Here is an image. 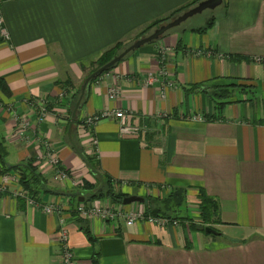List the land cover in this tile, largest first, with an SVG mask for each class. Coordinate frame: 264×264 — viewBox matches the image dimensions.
Returning a JSON list of instances; mask_svg holds the SVG:
<instances>
[{
	"label": "crops",
	"instance_id": "0c3cea01",
	"mask_svg": "<svg viewBox=\"0 0 264 264\" xmlns=\"http://www.w3.org/2000/svg\"><path fill=\"white\" fill-rule=\"evenodd\" d=\"M193 1L0 0L10 36L0 42V75L10 89L9 94L0 91L5 162L32 161L44 182L29 194L65 207L62 214L47 213L25 198L2 195L0 264H63L62 223L77 264H92L97 253L98 264H264V0H224L211 10L215 20L206 30L193 28L204 26L213 14L198 25L189 18L129 53L91 81L68 133L74 96L101 56L149 34L156 28L143 34L149 24ZM163 46L172 47L167 68L177 83L165 98L159 84H142L160 69ZM202 83L215 99L192 89ZM113 86L121 90L116 99L109 96ZM224 86L229 92L221 98ZM38 104L47 110L43 118ZM106 109L126 115L91 128L84 124L86 117ZM193 114L205 121L192 120ZM17 117L31 120L27 138L15 132ZM121 124L141 129L122 134ZM43 140L69 173L64 182L54 179ZM72 142L98 163L116 194L161 197L166 190L183 189L189 213L153 214L146 200L125 204L105 190L84 202L117 212L139 203L170 222L128 225L123 214L114 221L80 216L77 193L92 194L99 175ZM201 190L217 206L212 224L201 219ZM195 223L209 224L219 234L200 231Z\"/></svg>",
	"mask_w": 264,
	"mask_h": 264
},
{
	"label": "built area",
	"instance_id": "2783aa9c",
	"mask_svg": "<svg viewBox=\"0 0 264 264\" xmlns=\"http://www.w3.org/2000/svg\"><path fill=\"white\" fill-rule=\"evenodd\" d=\"M0 35L4 40L9 39V32L4 26L3 16L0 12ZM172 52V47L163 46L160 49V61L161 67L157 73L148 75L143 78L142 84L145 87L160 85V93L163 98L167 96V90L171 88H176L177 83L172 78L169 69L167 68V61ZM121 94V90L118 86H113L109 90V96L112 99H116ZM40 105V118H43L46 114V108L44 105ZM126 115L124 110L119 109H106L101 112L89 115L83 122L84 124L91 128L95 126L102 119L110 118H124ZM192 120L205 121V117L200 114H193L190 116ZM18 124L16 126V134L20 138H27L29 129L31 128V120L29 118L17 117ZM140 127L138 125L131 124H121V133L127 135H136L140 132ZM93 141V140H92ZM45 146L44 158L46 159L47 165L51 168L52 174L55 180L59 182H64L69 178V173L63 166L60 157L55 153L51 144L47 140H43ZM1 162H0V170ZM74 183L77 180L74 178ZM5 193H10L14 197H22L27 200V202L32 206H40L47 213H59L62 214L65 211V207L61 203L52 202L41 203L34 196L30 195L28 190L23 186L21 181V174L19 172L2 171L0 174V200L2 195ZM76 212L85 218L90 220L96 217H101L105 220H116L117 215H122L125 217L128 225H133L139 220H147L148 222L158 225L165 226L168 224L169 219L166 216L153 215L146 212L145 209L133 206L130 210L123 212L113 209L110 206H104L97 203L87 204L84 201L80 202L76 207ZM174 225H179L178 220L172 221ZM63 225L60 228V244H61V255L63 264H77L76 255L73 249L69 246V234L68 229Z\"/></svg>",
	"mask_w": 264,
	"mask_h": 264
},
{
	"label": "trees",
	"instance_id": "16d2710c",
	"mask_svg": "<svg viewBox=\"0 0 264 264\" xmlns=\"http://www.w3.org/2000/svg\"><path fill=\"white\" fill-rule=\"evenodd\" d=\"M198 1L199 0L193 1L191 4H189V5L181 8L179 10H177L176 12H174L173 14H171L170 16H167V17H164V18H160L158 20H155L154 22H152L151 24H149L144 29L143 34L146 33V32L148 33L153 28L158 27L163 22L169 20L173 15H176L179 12H181L182 10L187 9L188 7H190L193 4L197 3ZM214 20H215V16L213 14L208 19L207 23L204 26L197 27V28H193V30H197V31L206 30L214 22ZM2 40H3V38L0 35V42ZM125 47L123 45H121V44H118L116 47L111 48L110 50H108L107 52H105L101 56V58L97 61L98 66H96L94 69H92L90 73H92L94 70H96L101 65H103L106 62L110 61L115 55H117ZM93 66H94V64H93ZM107 71H109V70H107ZM107 71H105V72H107ZM95 79H93V80H95ZM238 85L240 86V84H238ZM226 86H228V88H229V87L235 86V84H227ZM223 88H224L223 89L224 91L223 90L220 91V92L223 91V93H222L223 96H221V98L227 97L228 94L226 95V92L227 93L229 92V90H227L228 88H225V86ZM192 89L199 90V91L200 90H203L205 92H208L215 99L214 93L211 92V91H209V88H207V85L206 84H203L202 83V84L194 85ZM0 91H2L5 94H9L10 93L9 85H8L7 81L5 80V78L2 75H0ZM80 92H81V89L78 90V92L74 96L73 108L75 106V103H76L79 95H80ZM4 151L5 150H4V147H3V140L1 139V136H0V162H1V167H2V169L0 171L1 172L2 171H7L10 168L18 169L19 172H20V174H21V181H22L23 186L27 190H29V192H31V193L34 194L37 191L39 182H41V183L44 182L41 173L38 172V170L36 168L37 166H35L32 161H29L26 164L19 163V164H16V165H8L5 162V156H4L5 154H4ZM87 159L98 170V163L93 158H91L89 156H87ZM96 178L98 179L99 185L95 189L93 188V190L91 191L92 194L88 195L87 196V199H91L93 197L99 196L105 190H106V194H108L109 196H111L115 200L122 201L124 199V197L126 196L125 194H123V193L116 194L114 192V189L112 187L111 180L105 178L104 176H103V181H102V178L100 176L99 177L96 176ZM171 195L177 197L178 204H182L183 202L186 201V196L187 195H186V192L183 189H176L174 191L172 190L171 193H170V196ZM169 199H171V198H169ZM200 200H201V219H202V222H204V223H210V224L214 223V220L213 219H214L215 212H216V209H217V206H215L214 201L211 198H209L208 196H206L202 190H201V194H200ZM152 213L153 214H164V215L167 214V213H165L164 211H162L159 208H154L152 210ZM169 216H171V215H169ZM197 225H198V223L197 224L195 223V227ZM92 264H98V253L95 254V258L93 259V263Z\"/></svg>",
	"mask_w": 264,
	"mask_h": 264
},
{
	"label": "water",
	"instance_id": "95a60500",
	"mask_svg": "<svg viewBox=\"0 0 264 264\" xmlns=\"http://www.w3.org/2000/svg\"><path fill=\"white\" fill-rule=\"evenodd\" d=\"M224 0H201L193 7L189 8L188 10L184 11L183 13L176 16L174 19L163 23L156 27L152 32H150L147 35H144L128 46H126L124 49H122L117 55H115L110 61L106 62L105 64L98 67L96 70H94L91 74H89L86 79L84 80L80 95L75 103L74 109L72 111L71 115V121L69 125V136H71V129L74 124V121L78 118L79 111L81 109V104L83 101V98L86 94V91L89 87V84L93 79L97 78L101 74H103L105 71L109 70L110 68L114 67L117 63H119L122 59H124L129 53L132 51H135L136 49L140 48L141 46L156 41L163 35H165L170 30L180 26L182 23L187 21L189 18L202 13L205 10H215L219 6L223 4ZM76 150L78 151L79 155L83 159V161L89 166V168L97 175H99L102 178L103 181V175L92 165V163L87 159V157L83 154V152L78 148L77 145H75L74 142H72ZM79 195L80 201H85L87 196L83 193L79 192L77 193ZM123 202L125 204H131L133 202H145V198L140 195L132 194L127 195L124 197ZM197 229L200 231H205L206 233L210 234H219V231L215 229L214 227L210 225H204V224H198Z\"/></svg>",
	"mask_w": 264,
	"mask_h": 264
},
{
	"label": "rangeland",
	"instance_id": "374dc122",
	"mask_svg": "<svg viewBox=\"0 0 264 264\" xmlns=\"http://www.w3.org/2000/svg\"><path fill=\"white\" fill-rule=\"evenodd\" d=\"M214 13H215V11L205 10L202 13H199V14L191 17L187 22L194 24V25L195 24L198 25L199 23L202 24V23H205V21ZM177 15H179V14L173 15L169 20H167L163 23H166V22L174 19ZM94 68H92V69H94ZM166 191L159 194L161 197H154V196L146 195L144 198L146 200L147 206L151 209L159 208L166 213H171L173 211H175V212L177 211L176 213H178L179 215H187L189 212L185 208V203L178 204L177 197L172 196V195L170 196L168 193H171V191L170 192L169 191L166 192ZM169 198H171V199H169ZM134 206H137V207L142 208V209H144L146 207L145 206L143 208V206H141V204H139V203H136Z\"/></svg>",
	"mask_w": 264,
	"mask_h": 264
}]
</instances>
